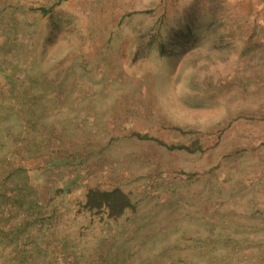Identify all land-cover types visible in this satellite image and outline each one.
<instances>
[{
  "label": "rangeland",
  "instance_id": "374dc122",
  "mask_svg": "<svg viewBox=\"0 0 264 264\" xmlns=\"http://www.w3.org/2000/svg\"><path fill=\"white\" fill-rule=\"evenodd\" d=\"M0 264H264V0H0Z\"/></svg>",
  "mask_w": 264,
  "mask_h": 264
},
{
  "label": "trees",
  "instance_id": "16d2710c",
  "mask_svg": "<svg viewBox=\"0 0 264 264\" xmlns=\"http://www.w3.org/2000/svg\"><path fill=\"white\" fill-rule=\"evenodd\" d=\"M127 196L118 191H99L89 194L90 202L95 206L113 210L118 206H124V202H128Z\"/></svg>",
  "mask_w": 264,
  "mask_h": 264
}]
</instances>
